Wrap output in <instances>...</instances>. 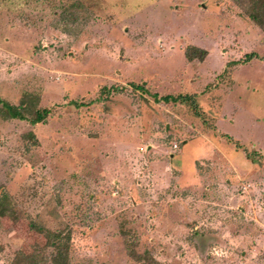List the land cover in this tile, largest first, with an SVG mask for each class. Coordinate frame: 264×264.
<instances>
[{"label": "rangeland", "instance_id": "1", "mask_svg": "<svg viewBox=\"0 0 264 264\" xmlns=\"http://www.w3.org/2000/svg\"><path fill=\"white\" fill-rule=\"evenodd\" d=\"M249 53L264 33L234 0H0V106L31 92L50 110L0 119V194L70 228L71 264H139L122 226L159 264H264V61ZM166 95H195L199 114ZM23 222H0V264L43 241Z\"/></svg>", "mask_w": 264, "mask_h": 264}, {"label": "trees", "instance_id": "2", "mask_svg": "<svg viewBox=\"0 0 264 264\" xmlns=\"http://www.w3.org/2000/svg\"><path fill=\"white\" fill-rule=\"evenodd\" d=\"M240 7L242 13L252 22L254 26L259 28L264 33V0H234ZM81 3L74 1L66 9L75 10L80 8ZM207 56V52L201 48L193 45H188L184 50V57L187 62L193 61L202 62ZM258 59L264 61V55L259 56L255 53H249L241 59L242 62ZM132 84V83H130ZM129 84V85H130ZM131 86V85H130ZM135 86V87H134ZM133 89H143L144 87L133 85ZM117 87H104L103 94H109L110 91H117ZM195 95H177L171 97L170 95L161 96L156 99L157 103L164 104H188L194 110L196 115L199 114L196 106ZM39 97L31 92L24 93L17 104L4 101L0 106V119L4 121L17 120L26 121L30 125L43 123L49 116L50 110L48 108H41L38 106ZM166 102V103H165ZM75 106L80 107L83 103H74ZM33 143L37 140L32 132L25 135ZM19 211L13 202L8 192L0 194V222L4 218L23 220L26 229L34 231L43 241H37L31 245V252H25L22 249H17L14 253L10 264H71V234L70 228L64 231L52 232L43 227H40L33 220L27 219L26 216ZM120 234L124 238L125 251L127 255L139 264H159L154 258L150 250L144 249L142 252L137 250V242L126 239L130 232L125 227H120Z\"/></svg>", "mask_w": 264, "mask_h": 264}, {"label": "built area", "instance_id": "3", "mask_svg": "<svg viewBox=\"0 0 264 264\" xmlns=\"http://www.w3.org/2000/svg\"><path fill=\"white\" fill-rule=\"evenodd\" d=\"M174 147H176V146H174Z\"/></svg>", "mask_w": 264, "mask_h": 264}]
</instances>
